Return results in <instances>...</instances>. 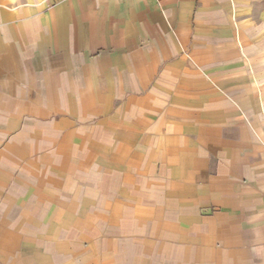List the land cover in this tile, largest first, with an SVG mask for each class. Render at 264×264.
<instances>
[{"label": "crops", "instance_id": "0c3cea01", "mask_svg": "<svg viewBox=\"0 0 264 264\" xmlns=\"http://www.w3.org/2000/svg\"><path fill=\"white\" fill-rule=\"evenodd\" d=\"M0 264H264V0H0Z\"/></svg>", "mask_w": 264, "mask_h": 264}]
</instances>
